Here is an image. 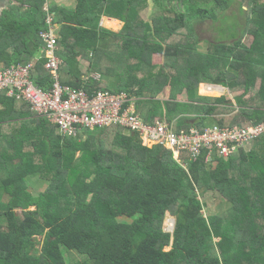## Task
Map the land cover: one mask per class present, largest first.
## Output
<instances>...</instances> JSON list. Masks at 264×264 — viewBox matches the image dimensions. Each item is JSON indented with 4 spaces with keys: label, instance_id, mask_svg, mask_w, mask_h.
<instances>
[{
    "label": "trees",
    "instance_id": "16d2710c",
    "mask_svg": "<svg viewBox=\"0 0 264 264\" xmlns=\"http://www.w3.org/2000/svg\"><path fill=\"white\" fill-rule=\"evenodd\" d=\"M26 2L30 9L12 10L0 24V63L35 62V84L50 89L38 59L47 0ZM234 3L242 22L226 31L237 39L206 41L202 50L198 24L227 21ZM52 10L62 83L99 89L82 75L105 70L121 82L116 92L137 98L143 121L177 131L264 124V0H79L73 13ZM103 17L123 29H104ZM155 55L163 56L159 66ZM203 83L227 88L233 101L200 96ZM212 117L216 124L206 123ZM142 142L139 131L122 126L63 135L1 93L0 264H264V135L250 150L216 154L210 163L205 154L197 161L182 154L179 162ZM39 180L47 185L35 196ZM208 192L224 201L222 212L206 216L200 197ZM167 215L174 231L165 227Z\"/></svg>",
    "mask_w": 264,
    "mask_h": 264
},
{
    "label": "built area",
    "instance_id": "2783aa9c",
    "mask_svg": "<svg viewBox=\"0 0 264 264\" xmlns=\"http://www.w3.org/2000/svg\"><path fill=\"white\" fill-rule=\"evenodd\" d=\"M46 30L40 33L43 42L42 56L44 68L50 74V89L35 84L33 74L35 62L12 65L0 69V94L30 105L38 117L48 120L58 127L61 134L77 136L86 129L112 128L122 126L137 130L145 147L162 146L173 152L175 159L181 161L182 154L197 161L205 154L210 163L215 155L229 159L240 148H249L255 140L264 135V124L246 127H221L213 125L203 130L191 128L177 131L173 125L157 121L150 124L136 114L135 96L126 91L116 92L108 89L85 90L61 82L63 61L59 51L58 27L48 2L45 4ZM174 227L170 224L168 231Z\"/></svg>",
    "mask_w": 264,
    "mask_h": 264
},
{
    "label": "crops",
    "instance_id": "0c3cea01",
    "mask_svg": "<svg viewBox=\"0 0 264 264\" xmlns=\"http://www.w3.org/2000/svg\"><path fill=\"white\" fill-rule=\"evenodd\" d=\"M47 2L49 4L50 10H52L53 7H57L61 10L73 13L77 10L79 0H49V1L47 0ZM45 4H44V7H45ZM44 7H43V10H44ZM30 8L31 7L28 4V2H26V0H0V24H2V22L4 21L3 20L4 16L8 12H10L12 10L17 11L18 9L19 10H28ZM52 12H53V10H52ZM53 14H54V18H55L56 17L55 12H53ZM114 21L117 23V24L115 23V25H117V26H115V27L110 26V24ZM100 26L103 27L104 29L113 31L115 33H119L123 29L124 23L120 20H117V19H113V18H109V17H103L101 19ZM6 27H7V33L9 35V37H13L16 34V33H14V30H13V23L7 22ZM58 30H59V25H58ZM10 40L12 41V39H10ZM0 41H1V38H0ZM12 53H13L12 48H9L6 55L7 56H8V54L12 55ZM39 55L42 56V47H41V50L39 51ZM79 58H81V54L79 55L78 59ZM4 66H5L4 62H1L0 63V69ZM86 67H87V64L84 63V70L86 69ZM86 71H87V69H86ZM82 80H83L85 86L94 85V82H95L100 88L108 89V90H114V91L117 89H120V84H121V82L118 80V78L115 77V75H108V74H106L105 70H103V75H101V72H99V73H90L89 72L86 75H82ZM91 80L93 82H91ZM92 87H94V86H92ZM210 87H212L213 90H212V88H211V90H209ZM203 89L205 90V92H206V90L209 92H212V93L218 92L219 94H216V95L221 96V97L224 96L225 90L229 92V90L225 87L221 88L220 86H217V85H209V84L203 83L200 86V92H199L200 96H206L203 94V91H204ZM207 95H209V97H212L210 94H207ZM167 98H168V92L163 95V99H167ZM216 98H219V97H216ZM179 100L183 101V102H187L188 97L186 94H183V95L179 96ZM206 123L216 124V120L214 119V117H212L211 119H208ZM252 147H253V145L251 147H249L248 149L250 150Z\"/></svg>",
    "mask_w": 264,
    "mask_h": 264
},
{
    "label": "rangeland",
    "instance_id": "374dc122",
    "mask_svg": "<svg viewBox=\"0 0 264 264\" xmlns=\"http://www.w3.org/2000/svg\"><path fill=\"white\" fill-rule=\"evenodd\" d=\"M153 11V7H151L146 13H145V17L146 19H149V17L151 16ZM235 12V14L233 13ZM229 16H231V18H229L227 21L225 22H213L211 20H206L201 24H198V26L196 27L197 32L200 35V38L205 41L203 42L201 48L202 50L206 51L208 48V44L206 41H211V42H220L223 41L224 43H233L232 41H234V39L236 38H231L229 36V33L226 31L227 30V25L228 23H231L232 27H234L236 25H238L239 22H242V18L243 16H241L239 14V5L237 3H234L232 8L230 9V11L227 13ZM233 15H235L236 17H232ZM222 26V27H221ZM243 42H245V44L250 45L252 42V36L249 35L247 36ZM163 63V56L160 55H155L153 57V61L152 64L153 65H161ZM204 90V89H203ZM203 94L206 96H209L207 94H210L213 98L215 97H221V96H217L215 93L209 92L206 90L203 91ZM219 94V93H218ZM224 96L228 99V100H232L234 98V95H232L230 92L226 91L224 92ZM213 123H210V125H212ZM77 156H79V154H77ZM34 182V181H33ZM35 184L37 183V186H35V190H33V193L35 196H38L41 192L39 191L40 189H36L39 188L38 186L45 183L44 181L41 182L40 180L38 182H34ZM46 184V183H45ZM47 185V184H46ZM44 189V188H43ZM41 188V190H43ZM200 199L202 200V202L205 205V214L206 216H211L214 214H217L219 212H222L225 207L223 202L221 200V197L215 193H210L208 192L207 194H205L204 196L200 197ZM172 218L170 217V215H167V219L165 222V227L166 229L169 228L170 224L172 223ZM174 219V218H173ZM66 256L68 257V251L66 252Z\"/></svg>",
    "mask_w": 264,
    "mask_h": 264
},
{
    "label": "water",
    "instance_id": "95a60500",
    "mask_svg": "<svg viewBox=\"0 0 264 264\" xmlns=\"http://www.w3.org/2000/svg\"><path fill=\"white\" fill-rule=\"evenodd\" d=\"M221 88H223L222 86H220ZM171 231H174V227L172 229H170Z\"/></svg>",
    "mask_w": 264,
    "mask_h": 264
},
{
    "label": "clouds",
    "instance_id": "9594fccd",
    "mask_svg": "<svg viewBox=\"0 0 264 264\" xmlns=\"http://www.w3.org/2000/svg\"><path fill=\"white\" fill-rule=\"evenodd\" d=\"M172 221L174 222V225H175V218L174 219L172 218Z\"/></svg>",
    "mask_w": 264,
    "mask_h": 264
},
{
    "label": "bare ground",
    "instance_id": "6f19581e",
    "mask_svg": "<svg viewBox=\"0 0 264 264\" xmlns=\"http://www.w3.org/2000/svg\"><path fill=\"white\" fill-rule=\"evenodd\" d=\"M210 88H212V87H210Z\"/></svg>",
    "mask_w": 264,
    "mask_h": 264
}]
</instances>
